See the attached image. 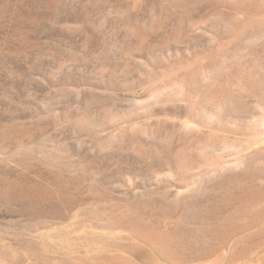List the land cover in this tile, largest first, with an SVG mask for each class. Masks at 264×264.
<instances>
[{"label": "rangeland", "instance_id": "374dc122", "mask_svg": "<svg viewBox=\"0 0 264 264\" xmlns=\"http://www.w3.org/2000/svg\"><path fill=\"white\" fill-rule=\"evenodd\" d=\"M264 264V0H0V264Z\"/></svg>", "mask_w": 264, "mask_h": 264}, {"label": "bare ground", "instance_id": "6f19581e", "mask_svg": "<svg viewBox=\"0 0 264 264\" xmlns=\"http://www.w3.org/2000/svg\"><path fill=\"white\" fill-rule=\"evenodd\" d=\"M112 264V263H111Z\"/></svg>", "mask_w": 264, "mask_h": 264}]
</instances>
